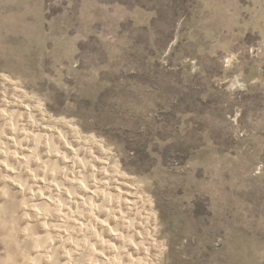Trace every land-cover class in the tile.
I'll list each match as a JSON object with an SVG mask.
<instances>
[{"label":"rangeland","instance_id":"obj_1","mask_svg":"<svg viewBox=\"0 0 264 264\" xmlns=\"http://www.w3.org/2000/svg\"><path fill=\"white\" fill-rule=\"evenodd\" d=\"M0 78L127 180L139 264H264V0H0Z\"/></svg>","mask_w":264,"mask_h":264},{"label":"bare ground","instance_id":"obj_2","mask_svg":"<svg viewBox=\"0 0 264 264\" xmlns=\"http://www.w3.org/2000/svg\"><path fill=\"white\" fill-rule=\"evenodd\" d=\"M94 144L0 78V264H139L141 209Z\"/></svg>","mask_w":264,"mask_h":264}]
</instances>
